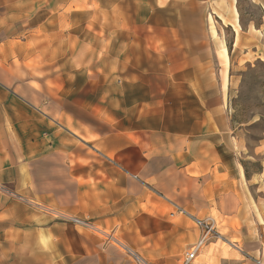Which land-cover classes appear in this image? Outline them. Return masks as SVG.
Here are the masks:
<instances>
[{
  "label": "crops",
  "instance_id": "1",
  "mask_svg": "<svg viewBox=\"0 0 264 264\" xmlns=\"http://www.w3.org/2000/svg\"><path fill=\"white\" fill-rule=\"evenodd\" d=\"M236 4L55 0L60 19L108 20L101 49L76 54L87 66L52 91L18 80L0 17V264H134L128 240L121 250L98 230L127 238L149 222L158 232L175 210L215 213L229 238L250 237L245 175L227 132L229 59L220 38L222 23L235 30ZM30 8L29 0H0V14ZM210 254L206 244L197 257Z\"/></svg>",
  "mask_w": 264,
  "mask_h": 264
},
{
  "label": "rangeland",
  "instance_id": "2",
  "mask_svg": "<svg viewBox=\"0 0 264 264\" xmlns=\"http://www.w3.org/2000/svg\"><path fill=\"white\" fill-rule=\"evenodd\" d=\"M29 1L31 12L0 14V17L6 20L5 31L12 39L11 59L18 80L52 91L60 83L71 80V73L67 72L87 66L86 62H76V54H85L86 50L93 48L101 49L107 36L101 26L107 22V15L92 17V14L65 13L60 19V14L55 13V0L40 1L43 5L40 8H37L38 0ZM236 6L237 23L231 21L236 29L222 23L220 38L227 47L229 59L226 104L230 126L227 132H232L235 138L231 149L235 151L245 175L249 202L246 218L251 233L243 242L234 236L229 238V225L213 213L211 218L220 238H212L207 243L213 249L210 259L204 255L203 260L199 255L193 264H204V261L206 264H264V0H237ZM87 21L89 26H86ZM96 64L102 67L100 61ZM224 72L225 69L223 77ZM226 144L230 149V143ZM176 212L166 213L168 222L158 221V232L149 222L143 224L140 232L127 238L106 231L123 246H127L129 241L134 254L147 264H181L188 247L199 237V229L187 215ZM190 215L196 218V215ZM205 218L209 217H201ZM231 229L239 231L241 224L233 220ZM108 235L98 237L122 250ZM246 241L255 243L256 248L245 252L243 243ZM163 242L168 244V253L162 248Z\"/></svg>",
  "mask_w": 264,
  "mask_h": 264
},
{
  "label": "built area",
  "instance_id": "3",
  "mask_svg": "<svg viewBox=\"0 0 264 264\" xmlns=\"http://www.w3.org/2000/svg\"><path fill=\"white\" fill-rule=\"evenodd\" d=\"M178 213L180 215H184L185 217H187L186 213L182 211H179ZM59 216L62 219L70 221L74 225L87 229L91 228L90 224L87 221L65 217L64 215H59ZM189 219L194 223L195 227L199 229V237L197 241L184 254L183 259L181 260V264H191L195 260L201 249L210 241V239L220 238V235L217 233L215 227V221L212 218L201 219V218L191 217ZM129 255L133 258L134 264H147L143 259L136 256L134 253L129 252Z\"/></svg>",
  "mask_w": 264,
  "mask_h": 264
},
{
  "label": "bare ground",
  "instance_id": "4",
  "mask_svg": "<svg viewBox=\"0 0 264 264\" xmlns=\"http://www.w3.org/2000/svg\"><path fill=\"white\" fill-rule=\"evenodd\" d=\"M236 29V28H235ZM222 46H223V49H224V44H221ZM186 215L188 216V217H192V218H194L192 215H190V214H188V213H186ZM98 229V228H97ZM103 236H106L107 237V235H108V233H107V231H101V229L100 230H98ZM101 235V236H102ZM109 236V235H108ZM114 239V238H113ZM116 241V243H118V245H120V247L122 248V249H126V247L125 246H123V244L120 242V241H117V240H115ZM230 244V243H229ZM238 248V247H237ZM236 248V249H237ZM237 251H240L239 249H237ZM242 252V251H241ZM144 262V261H143Z\"/></svg>",
  "mask_w": 264,
  "mask_h": 264
}]
</instances>
